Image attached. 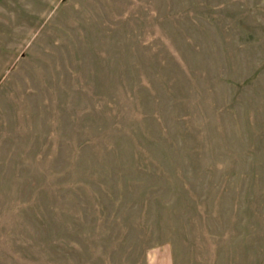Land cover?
<instances>
[{"label":"rangeland","instance_id":"rangeland-1","mask_svg":"<svg viewBox=\"0 0 264 264\" xmlns=\"http://www.w3.org/2000/svg\"><path fill=\"white\" fill-rule=\"evenodd\" d=\"M0 264H264V0H0Z\"/></svg>","mask_w":264,"mask_h":264}]
</instances>
